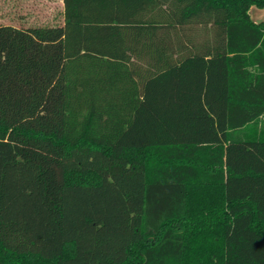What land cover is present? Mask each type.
<instances>
[{"label":"trees","instance_id":"16d2710c","mask_svg":"<svg viewBox=\"0 0 264 264\" xmlns=\"http://www.w3.org/2000/svg\"><path fill=\"white\" fill-rule=\"evenodd\" d=\"M62 2L0 24V264H264V139L230 137L264 0Z\"/></svg>","mask_w":264,"mask_h":264},{"label":"rangeland","instance_id":"374dc122","mask_svg":"<svg viewBox=\"0 0 264 264\" xmlns=\"http://www.w3.org/2000/svg\"><path fill=\"white\" fill-rule=\"evenodd\" d=\"M250 16L255 22L264 21V8L252 6ZM62 23V0H0V24L35 29ZM230 137L264 139V116L241 130L231 132ZM134 154L143 158L147 166L161 161L154 149L138 150Z\"/></svg>","mask_w":264,"mask_h":264}]
</instances>
